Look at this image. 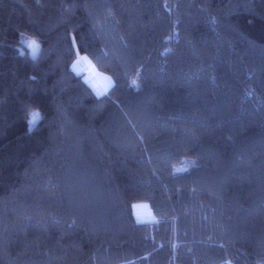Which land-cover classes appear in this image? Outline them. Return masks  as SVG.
Here are the masks:
<instances>
[{
  "label": "trees",
  "instance_id": "1",
  "mask_svg": "<svg viewBox=\"0 0 264 264\" xmlns=\"http://www.w3.org/2000/svg\"><path fill=\"white\" fill-rule=\"evenodd\" d=\"M0 264H264V0H0Z\"/></svg>",
  "mask_w": 264,
  "mask_h": 264
},
{
  "label": "rangeland",
  "instance_id": "2",
  "mask_svg": "<svg viewBox=\"0 0 264 264\" xmlns=\"http://www.w3.org/2000/svg\"><path fill=\"white\" fill-rule=\"evenodd\" d=\"M21 40L25 48L30 52V55L32 57L38 56L40 51V42L37 39L23 34ZM32 41L35 42V45L37 47L33 48L29 46L30 42ZM73 70L77 73L84 74L85 79L89 82V84L93 87V89L98 95H102L106 93L114 84L113 77L98 70L92 59L85 54L78 53V57L73 64ZM101 77H103V79ZM104 78H108V79L104 80ZM33 113H39V118L36 119L35 121H33ZM40 118H41L40 112L38 110L33 111L31 113L29 120L30 128H33L38 123ZM194 164H195L194 160H186L182 164L175 166V172L176 173L185 172L191 169ZM134 211L138 221L140 222H149L156 219L149 203L147 202L136 203L134 205Z\"/></svg>",
  "mask_w": 264,
  "mask_h": 264
},
{
  "label": "snow or ice",
  "instance_id": "3",
  "mask_svg": "<svg viewBox=\"0 0 264 264\" xmlns=\"http://www.w3.org/2000/svg\"><path fill=\"white\" fill-rule=\"evenodd\" d=\"M29 46L30 47H33V48H35V47H37L36 45H35V42L34 41H32V42H30V44H29ZM79 63V62H78ZM75 67V66H74ZM106 80L108 79V78H105ZM110 82V81H109ZM39 118V113H33V121H35L36 119H38Z\"/></svg>",
  "mask_w": 264,
  "mask_h": 264
},
{
  "label": "crops",
  "instance_id": "4",
  "mask_svg": "<svg viewBox=\"0 0 264 264\" xmlns=\"http://www.w3.org/2000/svg\"><path fill=\"white\" fill-rule=\"evenodd\" d=\"M102 79H103V77H101ZM104 80H105V78H104Z\"/></svg>",
  "mask_w": 264,
  "mask_h": 264
}]
</instances>
